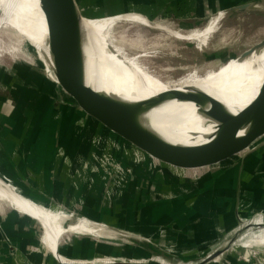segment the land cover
I'll list each match as a JSON object with an SVG mask.
<instances>
[{"label":"rangeland","instance_id":"1","mask_svg":"<svg viewBox=\"0 0 264 264\" xmlns=\"http://www.w3.org/2000/svg\"><path fill=\"white\" fill-rule=\"evenodd\" d=\"M75 1L82 16L102 18V16L112 17L122 13L119 9L120 12L113 9L114 4H119L122 0ZM123 12H125L123 14L137 15L85 20L120 21L112 31L113 37L110 40L112 47L126 56L147 55L141 57L143 63L166 81L178 80L193 74H217L215 72L228 65L229 61L264 40V36H262L253 42L247 35L238 41L239 35H237L233 40L237 41V46L230 48V52L223 59H219L222 53L215 50L213 45H206L208 41L187 39V35L191 32L199 31L204 27L189 31L190 29L185 27L183 22L175 16H151L142 14L138 10ZM218 21L219 19L217 22L211 23L213 30L207 32V37L210 32L211 37L216 31ZM25 36L22 37L14 27L6 23V20L3 21L0 28V88L6 87V83L12 79H16L13 84H22L30 88L19 103L20 109L25 110L22 111V117H26L27 124H30L31 120L37 122L38 119L46 118L45 115L38 117L39 111L37 110L44 102L47 103L43 105L45 106L44 110H49V119H52L54 124L53 126L49 125L47 130H44L46 127L43 125L36 128L31 127L35 130L31 143L34 147L36 141L40 140L41 142L44 138L51 146L54 137L58 139L63 126V131H68L67 127L74 126V123L79 121L82 115L79 114V108L74 98L66 93L59 84L44 47H35L32 40L27 38L26 34ZM245 42L248 45H244ZM12 106L15 107V104L12 103ZM218 109L220 110L217 106L211 111L215 110L218 116L225 117ZM17 110L20 116L21 111L18 108ZM202 119L206 121L211 118L201 117L200 120ZM16 121H18L17 118ZM90 121L89 125L77 122L80 125L78 124L79 127H75L74 130V134L79 136L80 143L85 146V149L89 144V150L83 154V158H63L66 162L63 163L64 166L55 163L52 172L47 175V186L53 189L50 191L53 195L44 196L41 193L36 198L44 199L47 203L57 204L64 209L46 207L41 203L46 208L54 210L60 219L79 220L81 218L88 221L91 226L105 227L109 230L105 234L112 235L109 239L97 236V234H72L69 238H63L60 252L77 261L71 264H93V262L94 264H196L232 240L233 242L228 244L232 245V248L224 251L207 264L264 263V249L245 250L242 247L234 246L241 241L245 231L251 232V228L264 225V223H255L258 217L248 223H245L243 217L242 229H240L238 218V212L241 217L254 212H259L264 217V181L259 183V189L252 202L249 201L250 199L242 202L241 200H244L245 196L239 194V187L248 179V176H244L247 172L248 161L257 158L254 160V166H260V169L264 164V136L255 141L250 150L247 148L245 152L249 151L245 154L235 155L223 165L218 164L219 166L211 171V168L217 165L180 167L164 163L153 157L161 163L159 164L147 156V151L143 147L136 148L108 126L92 117ZM41 130L44 131L43 134ZM107 138L113 139V144L117 145L110 147L105 142ZM61 145L57 143L56 150L62 147ZM1 154L2 150L0 149ZM200 176L202 178L199 179ZM222 176H225L229 191L236 193L234 226L231 225L227 217L230 203L227 201L217 202L212 194L211 183ZM2 177L8 181L12 179V182L25 193L23 185L19 186L17 184L19 182L14 178L6 175H2ZM38 177L40 179V176ZM163 177L169 179L167 181L170 182H173L174 179L179 181L199 179L197 184L203 182L200 185L201 188L190 186V183L182 186L179 185V182H174L175 186L171 183L167 186L163 185V189L172 194L174 201L171 205L174 208L173 210L169 209V214L164 216H162L163 212L158 221L164 220L157 222V219H152L150 215L153 213V205L158 202V198L163 197L161 194L163 192L157 194L151 188L157 185L155 183H163L165 181ZM20 178L24 180V176H20ZM68 178L70 179L68 191H64ZM42 182L39 181L41 189L43 188ZM198 188L201 190H196ZM194 192L196 193L192 195ZM185 194H190L189 198L185 200L184 204H181L180 199L182 200V196ZM247 194L248 192H246ZM12 208L9 204L0 206V216L8 219L7 212ZM16 216L27 222L31 221L17 210ZM184 217L189 219L193 225H200L201 232H204L201 238L193 236L195 234L192 232L193 230L190 232L192 237H189L188 232L183 230L184 228L190 229V224L184 227L177 223ZM1 225L0 230H4L5 227L3 224ZM33 225L32 222H29V226ZM38 225V229L35 227L36 229L31 228L26 232L20 231V225L12 230L15 238H12L10 244L16 248L19 247L17 248L18 252H11V247L4 249L5 253L1 256L0 264H67L66 261L61 262L54 258L53 255L60 259L65 258L57 252L58 246L52 255L42 245L40 241L41 227L40 224ZM29 226L25 225L28 228ZM78 240L84 241L87 246H80L77 243ZM29 242H31L30 244L33 242L30 246L32 252L25 255L23 251L26 248L25 245L27 247L30 245ZM4 243L5 247H8L6 238ZM23 258L26 259V262L21 261ZM89 260L93 262L85 263Z\"/></svg>","mask_w":264,"mask_h":264},{"label":"bare ground","instance_id":"2","mask_svg":"<svg viewBox=\"0 0 264 264\" xmlns=\"http://www.w3.org/2000/svg\"><path fill=\"white\" fill-rule=\"evenodd\" d=\"M220 16L214 17L203 29L191 32L187 39L208 41L213 30L211 23L217 22ZM85 19L77 8H67L51 3L50 0H0V28L6 20L22 37H26V34L35 47H44L54 73L56 61L73 66L81 72V79L85 84L125 104L141 128L168 143L197 146L212 141L253 97L264 93V44L246 50L215 72L217 74H193L166 81L143 63L141 57L147 55L126 56L112 47V31L120 21L98 22ZM62 27L65 38L72 34L76 39L81 64L74 57H64L55 44V31ZM209 30L211 32L207 37ZM159 95L163 98L157 103L140 106L142 102ZM217 106L225 112L236 106L237 108L226 117H220L215 116V111H211ZM201 117L211 119L204 121L200 120ZM6 184L0 178V206L9 204L38 222L41 227L40 241L48 252L55 253V248L62 239L69 238L72 234H97L107 239L112 237L105 234L109 232L105 227L91 226L81 218L60 219L54 210L15 192ZM255 223H264V220L260 218ZM236 246L245 250L264 249V225L257 231L243 235ZM57 252L60 253L58 249ZM54 257L61 262H77L64 255L65 258L61 259L55 255Z\"/></svg>","mask_w":264,"mask_h":264},{"label":"crops","instance_id":"3","mask_svg":"<svg viewBox=\"0 0 264 264\" xmlns=\"http://www.w3.org/2000/svg\"><path fill=\"white\" fill-rule=\"evenodd\" d=\"M114 6L115 7L113 9H117V11L119 10L122 11V13H119L121 15H116L112 17H102V18H90L86 16H82V17L86 19L102 20L103 18L109 19V18H118L129 15L135 16L137 14H123L125 13L123 11L138 10L142 14L151 15V16H156V15L175 16L180 21L183 22L182 24L185 27L190 29L189 31H191L193 29H199L204 27L208 21H210L211 19H213L218 15H221L218 21L216 31L212 34V36L209 38L206 44V45H213L215 47V50L217 51L219 50L218 52L222 53L219 56L220 57L219 59H223L224 56H226L230 52V48H232L233 46H237L238 44L236 43L237 41L236 42L233 41L237 35H239V38L237 39L238 41L242 37L249 35V38L253 40V42L256 41L255 39L264 36V0H122L119 4L115 3ZM244 45H248L247 42H245ZM15 82L16 79H12V81H9L8 83H6L5 81L6 87L0 88V149L2 150V154L0 155V178L5 183H7L9 187L15 192L25 197L34 199L35 201L40 202L43 205L62 209L57 204H52L49 202L47 203V201H44V199L40 200L36 198H38L37 196L39 194L41 195V193L44 196H48V194L53 195L52 192H50L53 191V189L47 186L48 184L47 175L52 172L53 165L56 163L64 166L66 162L63 158H67V159L70 158L74 159L79 157L83 158L84 157L83 154L89 150V144L85 149V146L82 143H80L79 136L77 134H74L75 127L78 128L79 127L78 124L80 125V123L77 124V122H79L77 121L76 123H74V126L71 125L70 128L67 127L68 131L66 132L63 131L64 130V126H63V130L60 132V135H58V139H55L53 135L54 142H52L51 146L48 145V143L43 138L42 139L43 141L41 142L40 140L36 141V146L33 147L31 141L33 140L32 136L35 130L31 127L36 128V127H41V125H43L46 127L44 130H47V127L49 125L53 126L54 122L52 119H49V114H48L49 110L48 109L44 110L45 106L43 105L47 104L46 102H44L42 105L43 107L42 106L39 107V109L37 110L39 111V113L36 114L38 115V117L45 115L46 118L38 119L37 122H33L31 120V122H29L30 124H27L28 121L27 119H25L26 117L25 118L22 117V111L24 109L23 110L20 109L19 103L22 101L23 97L26 96V92L30 88H28L27 86H23L22 84L21 85L13 84ZM263 98H264V93H261L259 96L256 95L246 104L245 108L251 106L252 104H254L259 100H262ZM12 103L15 104V107L12 106ZM218 107L220 108V110L219 109L218 110L225 117L230 111H233L234 109L237 108L236 106V108L229 109L228 112H225L223 109H221L220 106ZM17 108L21 111L20 116L18 114ZM214 111L215 110H213V112ZM215 116H218L216 111H215ZM16 118L18 121H16ZM41 133L43 134L44 131L41 130ZM57 143L59 145L62 144L61 145L62 147H60L58 150H56ZM246 149L238 152L237 154H241L245 152ZM255 159L253 158L251 159L252 161L251 160L248 161V165L246 167L247 172L244 174V176L245 175L248 176V179L246 182H243L239 187V194L241 196L243 195L245 196L244 200L243 199L241 200L242 202L247 201L248 199H250L249 201L252 202V199L254 198L255 194L259 189V183L264 181V164L262 165L261 169L260 166H254ZM226 160L227 159L217 164H222ZM260 163H258V165H260ZM213 169H215V167L211 168V171ZM2 175L11 176L16 181H18L19 183L17 184L21 187L23 185V187L25 188V193L12 182V179L10 180L11 181L10 182L8 180H5L2 177ZM20 176H24V180L21 179ZM38 176H40V179ZM200 178H202V176H200L199 179ZM164 180H165L163 182L164 184L162 182L155 183L157 185L152 186L151 188L157 194L163 192L161 193L163 197L158 198V202L155 203V205H153V213L150 215L152 219L154 220L157 219V222H161L162 220H164L162 219L158 221V219H160V215L163 212L164 213L162 214V216L166 215L170 210H173L174 208V206L171 205L172 201H174L172 198V194H169L168 191L163 189L162 187L163 185L167 186L170 185V183L174 185V182H179V185L181 184L182 186H184L187 183H190V186L193 187L199 186V188H201L202 186L200 185L203 182L201 181L200 183L197 184V180L196 181L186 180L187 182L179 181L177 179H174L173 182L172 181L170 182L167 181L169 180L167 178H165ZM39 181H43L42 189L39 187L40 184ZM69 181H70L69 178L68 180L66 179L67 184L66 187L64 186L65 187L64 191H68L67 189H68ZM211 184H212L211 187H213L212 189L213 190L212 194L214 196L213 198H215L217 202L227 201L230 203L229 210L227 212V217L231 225L234 226L235 225L234 203H235L236 193L229 191V187L227 181L225 180V176L218 177ZM199 188L196 190L200 191L201 189ZM246 192H248L247 195ZM195 193L196 192H194L192 195H194ZM152 195L155 194L152 193ZM189 195L190 194H185L182 196L183 197L182 200L180 199L181 204H184V202H186L185 200H188ZM45 199L48 200L47 197H45ZM7 213H8L7 215L8 219H5L4 217L0 216V226H2L1 224H3V226L5 227L4 230H0V259L1 256L5 253L3 252L4 249H8L11 247L12 248L11 252L14 253L18 252L17 248L19 247L16 248V246L10 244L12 238H15L13 236L14 231H12L14 230V228L20 225L19 227L20 231L26 232L29 231L31 228L34 229L36 227L38 229L39 227L38 223L35 220L25 215L28 219L31 220L29 222H32L35 225V226L33 225L34 227L29 226V222H27L25 219L21 220L20 219L21 217L16 216V210L13 208L12 210H9ZM243 217L245 218L244 219L245 223H248V221L252 219H256L257 217L258 219L261 218L262 220H264L263 215L260 214L259 212H254L250 215H242V218ZM89 221L91 220L89 219ZM177 223L178 224L180 223L181 226L184 225V227H186V225L189 224L191 225L190 229L187 228L183 229L184 231L188 232L189 237H192V235H190L191 230H193L192 232L195 233L193 236H200V238L203 236L204 232H201L200 225L198 224L193 225V223L190 222L189 219L184 217L178 220ZM25 225L29 226V228L25 227ZM260 227H254L251 228V230L257 231L258 228ZM5 238L8 241V247H5V243H4ZM30 243L31 242H29V244ZM77 243L80 246H84V247L87 246V243L81 240H78ZM32 244H30L28 247L27 245H25L26 248L23 251L25 255L26 253L30 254L32 252V249H30V246ZM60 246L61 243L57 247L59 252H60ZM39 249H41V247H39ZM23 259H21V261L26 260L25 258Z\"/></svg>","mask_w":264,"mask_h":264},{"label":"water","instance_id":"4","mask_svg":"<svg viewBox=\"0 0 264 264\" xmlns=\"http://www.w3.org/2000/svg\"><path fill=\"white\" fill-rule=\"evenodd\" d=\"M50 1L51 3L63 5L67 8H78L75 0ZM55 32L54 41L60 48L63 56H71V59L74 57L77 60V63L81 64L79 45L73 35L71 34V36H66L65 38L64 27ZM263 44L264 40L253 47ZM54 64L55 74L60 82L59 84L66 93L74 98L78 105L79 114L82 115L81 118H79L80 123L89 125L91 123V117L102 122L129 141L136 148L139 149V147H143L146 149L147 156L159 164L161 163L154 158H157L164 163L180 167H198L205 165H210V167H212L217 165L215 167L217 168L219 165H223L231 157L248 152L253 143L264 136L263 98L242 110L240 114L227 123L224 131L210 142L197 146H179L168 143L141 128L135 122L129 108L125 104L111 98L110 95L104 92H99L85 84L81 79V72L75 70L73 66L63 61H56ZM162 98L163 96L159 95L157 98L142 102L140 106L157 103ZM105 142L108 143L110 147L117 145L113 144V139L107 138ZM248 147V151L242 154H237ZM225 159L227 160L224 163L217 164ZM238 218L240 229H242L241 223L243 218L239 212ZM250 233V231H245L244 236ZM230 242H233V240L229 241L226 246L209 254L206 258H203L196 264H205L212 261L232 246L228 245Z\"/></svg>","mask_w":264,"mask_h":264}]
</instances>
